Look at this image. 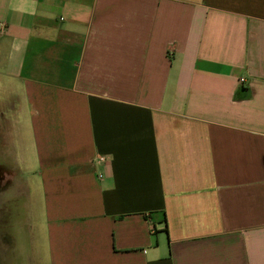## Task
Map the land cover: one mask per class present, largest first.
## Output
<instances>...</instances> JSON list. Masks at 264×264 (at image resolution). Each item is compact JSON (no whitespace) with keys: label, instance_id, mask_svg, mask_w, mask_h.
<instances>
[{"label":"crops","instance_id":"obj_1","mask_svg":"<svg viewBox=\"0 0 264 264\" xmlns=\"http://www.w3.org/2000/svg\"><path fill=\"white\" fill-rule=\"evenodd\" d=\"M0 264H264V0H0Z\"/></svg>","mask_w":264,"mask_h":264},{"label":"built area","instance_id":"obj_2","mask_svg":"<svg viewBox=\"0 0 264 264\" xmlns=\"http://www.w3.org/2000/svg\"><path fill=\"white\" fill-rule=\"evenodd\" d=\"M243 82L244 81L240 79V84H243ZM103 162H104V159L102 157L98 158L97 163H103Z\"/></svg>","mask_w":264,"mask_h":264}]
</instances>
